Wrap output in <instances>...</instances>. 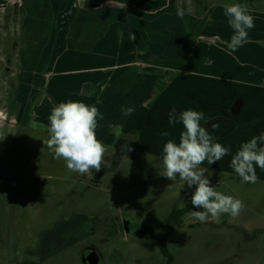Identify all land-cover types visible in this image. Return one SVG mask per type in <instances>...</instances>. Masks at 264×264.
Segmentation results:
<instances>
[{
	"label": "rangeland",
	"instance_id": "374dc122",
	"mask_svg": "<svg viewBox=\"0 0 264 264\" xmlns=\"http://www.w3.org/2000/svg\"><path fill=\"white\" fill-rule=\"evenodd\" d=\"M200 3L195 15L183 19L176 13L178 6L186 7L185 0H75L63 13L42 7L38 0H9L5 9H0V75L8 78L0 77L5 83L0 84V163L7 170L6 178L0 179V264H90L88 253L94 251L102 255L100 264H167L165 238L174 264H264V171L256 166L259 180L244 183L229 166L242 143L264 133V0ZM234 3L245 6L254 18V27L247 30L248 40L242 44L243 53L238 49L230 52L227 47L234 30L225 5ZM30 14L44 22L37 26L38 31L47 32L51 19L59 18L58 31L62 33L90 32L92 50L101 53L88 56L92 63L108 64V57H115L119 66L128 69L146 63L157 65L171 56L176 57L171 63L178 64L192 52L189 62L217 64L220 71L215 74L241 81L225 89L220 83L211 88L193 84L191 93L212 94L217 104L185 102L190 103L189 109L204 115L208 109H218V116L201 126L216 138L214 142L230 146L231 151L221 161L211 165L205 161L201 167L209 168L211 173L205 175L216 191L244 203L240 214L235 218L221 214L201 222L187 213L166 221L174 208L191 204L195 186L188 188L179 176L175 182L161 176L163 152L139 150L131 141L134 134L124 133L125 129L116 135L112 147L102 142L107 149L102 163L106 172L99 177L94 169L83 175L70 171L64 159H55L44 144L49 132L18 124L20 107L12 105L14 86L26 96L30 91L24 88L36 79L26 84L19 69L4 71L7 57L15 64L25 55L26 60L29 57L21 50L28 47L24 35ZM100 34H105V41L97 39ZM228 62L231 65L225 67ZM82 66L85 64L78 60L63 61L59 69ZM59 76L53 83L62 82L60 86L66 88L72 85L69 76ZM169 76L167 71L156 74L157 91ZM141 82L136 90L142 88ZM136 90L121 97L124 107L147 98ZM78 92L71 88L70 96L63 91L61 99L69 101ZM91 92L97 95L99 90ZM239 98L245 105L242 113L233 117L231 107ZM107 99L105 96L103 105ZM54 107L48 102L41 105L40 122L50 124ZM112 117L109 114L108 118ZM123 117L116 114L118 119ZM209 123L219 127L213 130ZM80 221L82 225L77 226Z\"/></svg>",
	"mask_w": 264,
	"mask_h": 264
},
{
	"label": "crops",
	"instance_id": "0c3cea01",
	"mask_svg": "<svg viewBox=\"0 0 264 264\" xmlns=\"http://www.w3.org/2000/svg\"><path fill=\"white\" fill-rule=\"evenodd\" d=\"M84 1L89 3L90 0ZM38 2L44 8H55L61 13L65 11V8L69 4L75 5V0H45L42 4L40 0ZM200 2L201 0L193 1L196 7L201 5ZM43 24L44 22L41 19L35 18L32 14L29 15L26 22L27 31L24 35V39L29 41L26 44L28 47L25 50H21L29 56L26 60L25 55L20 69L25 78V83L29 84V80L31 79L36 80L33 85L29 84V86L24 88V90L28 89L30 92L26 96H23V92H21L20 100L29 105L34 91L33 87H38V93L34 96L37 100L34 104H30V109L25 115L23 123L25 127L33 126L43 132H49L50 124L46 121L40 122L38 118L39 108L45 102L53 106L62 102H68L61 99V93L68 91V95H70L69 89L74 88L78 89L79 92L69 101H80L89 106H96L104 116V119L99 121L96 129V137L100 142L106 141V146L112 147L116 142V135H118L121 129H125L124 133H128L129 135L134 134L131 141H134L139 150L146 149L163 152L164 144L169 139L178 143L180 133L184 130L182 123H177L174 126L168 123L171 109L175 108L177 114L189 109L190 103L185 104L187 99L196 104L203 103V101L211 105L217 104L213 100L214 96L212 94L211 96L201 91L198 95L191 93L189 89L193 84L200 86L199 83H202L205 85L203 87L211 88L220 81H231L232 85L241 83V81H236L227 76L215 74L220 71L217 64L205 65L189 62L192 52L186 53V57H181L178 64L176 61L171 63V61L176 59V57L173 58L171 56L169 59H162L161 63L157 65L151 66L146 65L148 64L146 63L128 69L119 66L115 57H108L111 60L108 64L92 63L88 56L101 55V53L92 50L91 46L94 41H91L89 38L90 32L78 34L72 32L62 33L58 31L60 26L59 18L55 22L51 19V22L48 23L47 32L38 31L37 26H42ZM97 39L105 41V34L98 35ZM252 46L257 48L255 44ZM193 49L194 46L189 51H193ZM238 51L243 53L242 45L238 48ZM107 55L109 56V54ZM77 60L81 64H85V66L75 69H59L63 61L75 62ZM7 67L6 71L14 72L18 70V65L15 64V60L12 58L8 62ZM165 71L169 72L170 76L157 91V88L154 86L157 80L156 74ZM59 75H64V77L69 76L70 79L68 81H71L72 85L66 88V86H60L62 82L58 84L53 83L60 80ZM140 79H142V88L136 90V84ZM150 81L153 82L151 88L148 86ZM96 88L99 90L97 95L91 92ZM128 90L142 92L147 98L134 105L135 111L130 116L118 119L116 118V114L121 113V106H125V101L121 97ZM105 96H108V99L103 105L102 102ZM133 97L135 98V96ZM227 97L230 98V92ZM233 98L231 96V101ZM34 105L39 106L36 113L33 111ZM109 114L113 115V117L108 118ZM138 115L139 126L132 127V122ZM204 116L206 120L213 116H218V109H208ZM200 123H204V120ZM211 124L209 123V126ZM146 128L150 131L149 134L145 133ZM163 130L169 131L170 136L162 137L160 133ZM145 137H147L150 144L148 147L144 146Z\"/></svg>",
	"mask_w": 264,
	"mask_h": 264
},
{
	"label": "clouds",
	"instance_id": "9594fccd",
	"mask_svg": "<svg viewBox=\"0 0 264 264\" xmlns=\"http://www.w3.org/2000/svg\"><path fill=\"white\" fill-rule=\"evenodd\" d=\"M1 3L7 4L9 0ZM185 4L186 7L177 8L176 14L180 19L185 15L196 14L197 9L193 0H185ZM225 15L234 30L227 47L230 52H234L247 42V30L254 27V18L240 3L225 5ZM134 111V105L121 106V114L124 117L130 116ZM103 119V114L96 106H89L80 101L59 103L52 109L49 117L50 138L43 142L52 151L55 159H64L70 171L81 175L90 169L99 172L104 153L107 151L96 137L99 121ZM202 120L208 122L201 111L186 109L177 114L175 108L171 109L168 123L173 126L182 123L184 130L180 133L179 143L169 139L164 144L162 154L164 170L160 175L173 182L179 176L180 180L186 182L188 188L195 186L191 204L203 210L192 211L191 215L199 221L205 222L209 217L217 218L221 214H229L235 218L244 208V203L238 198L216 191L208 178L211 173L209 168L201 167L205 161L208 165L221 161L231 151L230 146L225 147L219 142H214L216 138L207 128L201 126ZM218 127V124H212L213 130ZM160 135L168 137L170 132L163 130ZM261 145H264V133L242 143L231 159L230 168L244 183H256L259 180L256 166L264 171V146ZM205 173H208V176Z\"/></svg>",
	"mask_w": 264,
	"mask_h": 264
},
{
	"label": "flooded vegetation",
	"instance_id": "af4514ba",
	"mask_svg": "<svg viewBox=\"0 0 264 264\" xmlns=\"http://www.w3.org/2000/svg\"><path fill=\"white\" fill-rule=\"evenodd\" d=\"M194 1V0H193ZM19 5H22V3L21 2H19ZM25 57V56H24ZM7 59V61L9 62V61H11V57H7L6 58ZM17 65H18V69L20 70L21 69V65H22V61L18 64L17 63ZM2 69H4V65H3V67H2ZM4 73H6L7 74V71H4ZM8 73H10L9 71H8ZM0 77H2V78H4V79H8V78H5V77H3V76H1L0 75ZM9 77V76H8ZM0 84L1 85H5V83L4 82H2V81H0ZM11 88L13 89V87L11 86ZM37 88L38 87H33V95H32V97H31V102L29 103V105L27 104V108H26V103L25 102H23V101H21L20 100V97H21V92H20V88L19 87H15L14 86V91H15V94H14V96H13V99H12V105H13V107H16L17 105H19V111H18V116H17V122H18V124L19 123H24V120H25V115H26V113H27V111H29V109H30V104L32 105V104H34L35 102H36V98L34 97L37 93H38V90H37ZM235 104V103H234ZM233 104V105H234ZM25 108H26V111H25ZM25 112V113H24ZM233 116V115H232ZM235 117V116H234ZM95 170V169H94ZM96 172V171H95ZM105 172H106V170H101V172L100 173H102V176L105 174ZM98 173L99 172H96V174H97V176H98ZM6 176H7V170H6V167L3 165V164H1L0 163V179L2 180V179H5L6 178ZM54 230H52V231H49L48 232V234L49 233H51V232H53ZM47 234V235H48ZM48 252V251H47ZM98 255H99V257H100V260H99V262L98 263H96V264H100V261H101V258H102V255L100 254V253H98Z\"/></svg>",
	"mask_w": 264,
	"mask_h": 264
},
{
	"label": "trees",
	"instance_id": "16d2710c",
	"mask_svg": "<svg viewBox=\"0 0 264 264\" xmlns=\"http://www.w3.org/2000/svg\"><path fill=\"white\" fill-rule=\"evenodd\" d=\"M1 3V0H0ZM101 170H105V168L102 166ZM101 170L98 173V176H102ZM203 209H197L195 208L192 204H189L187 207L183 208V209H175L173 210V212L166 218V221L170 220L172 221L174 218H181L183 217L185 214L187 213H192V211H201ZM88 220H91V218L88 217ZM77 226H81L82 225V221L77 222L76 223ZM75 241L71 242L70 244L74 243ZM166 242V238L164 239V253L167 256V264H174V256L172 255V253H170L165 245ZM163 250V248H162Z\"/></svg>",
	"mask_w": 264,
	"mask_h": 264
},
{
	"label": "water",
	"instance_id": "95a60500",
	"mask_svg": "<svg viewBox=\"0 0 264 264\" xmlns=\"http://www.w3.org/2000/svg\"><path fill=\"white\" fill-rule=\"evenodd\" d=\"M235 104L231 107V112L233 116H238L242 113L243 107L245 105V101L241 98L237 99ZM89 258L91 259L90 264H96L99 262L100 257L98 253L94 252H89Z\"/></svg>",
	"mask_w": 264,
	"mask_h": 264
},
{
	"label": "bare ground",
	"instance_id": "6f19581e",
	"mask_svg": "<svg viewBox=\"0 0 264 264\" xmlns=\"http://www.w3.org/2000/svg\"><path fill=\"white\" fill-rule=\"evenodd\" d=\"M231 64L228 62V63H225L224 64V66L225 67H228V66H230ZM220 83V86L222 87V88H227L229 85H232V82L231 81H229V82H223V81H220L219 82ZM59 89V88H58ZM138 119H139V115L138 116H136L135 118H134V120H133V122H132V127H137V126H139V121H138ZM145 133L146 134H149L150 133V131L146 128L145 129ZM150 144H149V141H148V139H147V137H145V142H144V146L145 147H148Z\"/></svg>",
	"mask_w": 264,
	"mask_h": 264
},
{
	"label": "built area",
	"instance_id": "2783aa9c",
	"mask_svg": "<svg viewBox=\"0 0 264 264\" xmlns=\"http://www.w3.org/2000/svg\"><path fill=\"white\" fill-rule=\"evenodd\" d=\"M8 2V0H6ZM6 3V2H5ZM5 3H0V9L4 10L6 7Z\"/></svg>",
	"mask_w": 264,
	"mask_h": 264
}]
</instances>
